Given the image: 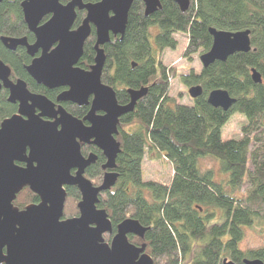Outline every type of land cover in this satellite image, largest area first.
<instances>
[{"label": "trees", "instance_id": "obj_1", "mask_svg": "<svg viewBox=\"0 0 264 264\" xmlns=\"http://www.w3.org/2000/svg\"><path fill=\"white\" fill-rule=\"evenodd\" d=\"M22 0L0 3V36L28 37L21 10ZM70 0H60L66 4ZM100 0H83L97 3ZM143 0H134L123 36L110 35L103 46L105 64L101 82L115 91L120 105L130 102L129 91L146 88L132 112L119 118L116 141L120 153L115 159L118 174L115 185L98 195L97 208L105 210L112 234H104L110 243L117 226L134 219L145 228L143 238L128 236L135 246H144L153 264H221L224 258L235 264L244 259H259L264 264V247L243 251L239 245L245 228L264 222V0H189L182 11L174 0H160V8L144 15ZM73 28L80 26L85 11H76ZM47 20L44 18L43 22ZM209 28L237 32L250 31L251 51L236 53L226 62H216L199 73L180 74L187 88L202 87V95L192 105L179 103L171 96L174 67L163 63V53L175 49V34L186 35L183 57L207 52L212 44ZM153 30H157L151 33ZM96 35L91 27L77 66L89 70L94 64ZM0 59L10 68V79L23 80L28 90L47 95L26 72L31 58L24 48L6 49L0 42ZM255 69L261 84L251 79ZM224 89L235 98L228 112L213 108L207 95ZM183 93H179L181 98ZM8 92H0V124L16 112L8 102ZM76 118L87 113L85 107H70ZM238 112L247 122L238 139L223 140L220 129L230 115ZM255 146L252 149V145ZM151 151L164 154L173 168L168 184L143 181L142 163ZM96 155L84 176L93 186L101 185L105 170L103 154L93 146L81 153ZM212 158L224 175L216 180L212 169L199 165ZM226 176V179H225ZM81 195L76 187L66 188L63 219L79 215ZM38 197L24 187L13 201L18 210L37 204Z\"/></svg>", "mask_w": 264, "mask_h": 264}, {"label": "water", "instance_id": "obj_2", "mask_svg": "<svg viewBox=\"0 0 264 264\" xmlns=\"http://www.w3.org/2000/svg\"><path fill=\"white\" fill-rule=\"evenodd\" d=\"M133 1L100 0L92 4L70 0L62 4L60 0H22L24 22L34 34L35 43L28 45L25 38H2L7 49L24 46L31 57L41 50V55L26 67L28 75L49 89L67 87L57 100L89 106V111L82 120L62 107L54 111L45 97L30 93L24 81L12 82L10 68L0 60V91L8 90V102L18 104V113L0 124V264H153L144 246H135L128 240L130 235L143 238L145 228L134 219H126L117 226L111 242L106 243L103 235L112 234L111 222L105 210L97 208L98 195L112 188L118 178L114 170L120 153L115 139L119 118L132 112L136 101L146 93V88L129 91L130 102L120 105L115 91L101 82L103 46L110 35L123 36ZM174 1L182 11L189 7V0ZM143 3L145 16L160 8V0ZM83 10L86 16L74 29L76 11ZM46 16L50 18L41 24ZM91 27L96 35L94 64L83 70L77 64ZM208 33L212 44L199 56L202 69L224 63L233 54L251 51L249 30L209 28ZM251 79L255 84L262 83L255 69L251 70ZM202 92L200 85L187 90L193 100ZM235 101L224 89L207 95V103L223 112H228ZM35 109L40 116L35 115ZM56 115L55 122L40 118ZM80 143H91L105 157L102 169L107 171L98 187L84 176L96 156L89 154L85 158ZM16 161L26 166L20 168L14 164ZM24 187L38 197L39 203L18 210L13 201ZM67 187H76L81 201L79 215L63 219ZM243 262L263 264L259 259ZM221 264L235 263L224 258Z\"/></svg>", "mask_w": 264, "mask_h": 264}, {"label": "rangeland", "instance_id": "obj_3", "mask_svg": "<svg viewBox=\"0 0 264 264\" xmlns=\"http://www.w3.org/2000/svg\"><path fill=\"white\" fill-rule=\"evenodd\" d=\"M153 30L151 33L156 32ZM174 38L177 41L175 49L165 50L163 53V63L167 67H174L178 76L172 79L173 87L171 96L175 97L179 103L192 105V101L186 95L187 88L181 83L180 74L188 73L191 70L199 73L202 69L199 56L201 53H196L190 59L183 57V51L186 46V35L175 34ZM179 93H183L181 98ZM247 119L240 113L235 112L230 115L229 119L223 124L220 129L221 138L223 140L238 139L241 135V128L246 124ZM255 143L252 145V149ZM199 165L204 169H212L216 174V180L221 181L224 175L219 171L218 163L212 158H202L199 160ZM173 173L171 163L164 157V154L151 151L145 155L142 163V179L143 181H156L168 184ZM226 179V176H225ZM264 247V222L257 221L252 227L245 228L243 239L239 248L243 251L253 250Z\"/></svg>", "mask_w": 264, "mask_h": 264}, {"label": "flooded vegetation", "instance_id": "obj_4", "mask_svg": "<svg viewBox=\"0 0 264 264\" xmlns=\"http://www.w3.org/2000/svg\"><path fill=\"white\" fill-rule=\"evenodd\" d=\"M84 11V10H83ZM47 17V20L50 18V16H46ZM24 19V18H23ZM43 20H44V18H43ZM43 20L41 21V24H43L44 22H46V21H44L43 22ZM25 23V22H24ZM28 29V28H27ZM29 31V30H28ZM29 33L31 34V36H32V38L31 39H28V37H20V38H15V37H8V36H3V35H1L0 36V42H1V44L5 47V45L2 43V38L4 37V38H13V39H22V38H25V40H26V43L28 44V45H33L34 43H35V40H36V38H35V36H34V34L32 33V32H30L29 31ZM18 47V46H17ZM16 47V48H17ZM20 47H22V48H24V50H25V52L27 53V50H26V48L24 47V46H20ZM6 48V47H5ZM7 49V48H6ZM9 50V49H8ZM27 55H28V53H27ZM41 55V50H39L35 55H34V57H31V56H29L30 58H31V62H32V60H33V58H37V57H39ZM1 60V59H0ZM2 61V60H1ZM31 62H30V64H31ZM29 64V65H30ZM28 65V66H29ZM27 72V71H26ZM30 77V76H29ZM31 78V77H30ZM32 79V78H31ZM11 80V79H10ZM18 80H20V79H18ZM33 80V79H32ZM12 82H15V81H17V80H15V81H13V80H11ZM23 81V80H22ZM34 81V80H33ZM35 82V81H34ZM36 83V82H35ZM26 84V83H25ZM37 84V83H36ZM37 85H39V84H37ZM39 86H41V87H43V88H45L46 90H47V95L46 94H42V93H35V92H31L30 90H28L30 93H32V94H35V95H40V96H43V97H45L52 105H53V107H54V111H57V109H58V107H62L67 113H69L70 115H72L69 111H68V109L67 108H70V107H85V108H87V113H88V111H89V106H78V105H76V104H73V103H71V102H61V101H58L57 100V98H58V96L62 93V92H64V91H66V90H68V88L67 87H61V88H54V89H49V88H47V87H45V86H43V85H39ZM26 87H27V85H26ZM28 89V88H27ZM2 90H5V89H1V91ZM0 91V92H1ZM7 92H8V96H9V91L8 90H6ZM8 100V99H7ZM90 100H91V98H90ZM89 100V101H90ZM14 105H16L17 106V108H16V112L13 114V115H16L17 113H18V104L17 103H15ZM34 113H35V115H37V116H40V111L38 110V109H35V111H34ZM86 113V114H87ZM99 115H101L102 113H98ZM13 115H11L10 117H12ZM73 116V115H72ZM86 116V115H85ZM85 116H83L82 118H80L81 120L85 117ZM10 117H8V118H10ZM57 117H58V115H56L54 118H49V117H40L43 121H46V122H55L56 121V119H57ZM74 117V116H73ZM79 119V118H78ZM83 124H84V126L85 127H89V123L88 122H86V121H83ZM80 146H81V148L82 147H90V146H93L94 148H96L94 145H92L91 143L90 144H84V143H80ZM96 149H98V148H96ZM99 150V149H98ZM100 151V150H99ZM101 152V151H100ZM102 153V152H101ZM82 154V153H81ZM89 154H94L93 152H88V154L86 155V156H84L85 158L89 155ZM26 155H28V150L26 151ZM95 155V154H94ZM96 156V155H95ZM105 158V157H104ZM16 166H18V167H20V168H24L25 166H26V164L24 163V162H15L14 163ZM107 170H105V172H106ZM74 173V171H72V174ZM39 203V202H38ZM37 203V204H38ZM248 260H250V259H248ZM243 264H244V262H243Z\"/></svg>", "mask_w": 264, "mask_h": 264}]
</instances>
